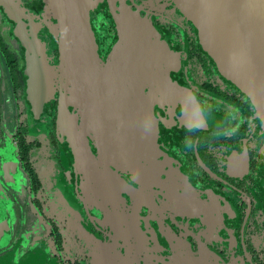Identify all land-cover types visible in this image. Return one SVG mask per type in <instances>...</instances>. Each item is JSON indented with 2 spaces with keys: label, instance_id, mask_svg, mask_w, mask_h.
Segmentation results:
<instances>
[{
  "label": "flooded vegetation",
  "instance_id": "1",
  "mask_svg": "<svg viewBox=\"0 0 264 264\" xmlns=\"http://www.w3.org/2000/svg\"><path fill=\"white\" fill-rule=\"evenodd\" d=\"M46 7L0 0V264L33 256L44 264H264V122L250 95L264 76L258 6L243 13L251 22L240 37L227 39L241 88L179 0H93L89 22L104 64L127 11L173 54L155 60L145 81L154 131H118L112 143L154 139L157 169L146 150L139 156L156 170L145 180L100 149L103 129L78 127L58 69V19Z\"/></svg>",
  "mask_w": 264,
  "mask_h": 264
},
{
  "label": "water",
  "instance_id": "2",
  "mask_svg": "<svg viewBox=\"0 0 264 264\" xmlns=\"http://www.w3.org/2000/svg\"><path fill=\"white\" fill-rule=\"evenodd\" d=\"M45 1L46 11L52 12L58 19L54 29L59 47L58 69L69 93L67 101L79 109L78 127H94L97 131L103 129L105 136L102 141L105 145H101L100 149H103L110 158L134 169L141 180L154 177L156 170L145 168L144 163L139 160V156L146 150L150 164L157 169L152 137L150 139L146 136V143L143 144L141 142L115 146L112 143L122 139L115 135L118 131L128 133L132 130L139 131V128L143 127L144 129L140 131L145 132L150 128L152 132L154 131L156 123L151 103L144 94L145 81L154 61L159 58L168 61L173 58L172 52L147 21L140 19L136 12L127 11L116 18L119 39L110 53L109 60L104 64L98 56L97 43L89 22V9L93 0ZM179 2L182 11L198 26L201 43L217 61L222 73L242 88L240 66L229 63L227 39L231 36L235 42V39L240 37L243 22L246 20L251 22V15L245 17L243 13L256 12V5L258 21L264 27V0H179ZM231 59L234 60L233 55ZM261 81L262 85L259 83ZM257 83L258 87L255 86L250 95L264 122V76L260 77ZM68 116L66 108H60L59 118L63 119L66 125L70 123ZM76 124L74 120L71 125L76 127ZM134 138L144 139L136 136ZM128 139L126 136L125 140ZM84 163L89 171L97 173L90 161ZM146 169L152 175H149ZM113 174L118 178L115 173ZM120 179L124 184L125 181ZM124 186L130 194L136 193L126 184ZM23 264L44 263L33 256Z\"/></svg>",
  "mask_w": 264,
  "mask_h": 264
}]
</instances>
